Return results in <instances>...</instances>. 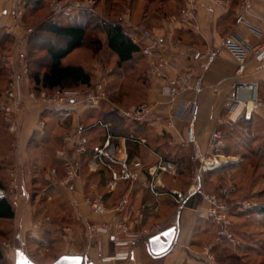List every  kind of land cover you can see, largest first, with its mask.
Returning <instances> with one entry per match:
<instances>
[{"label": "crops", "instance_id": "obj_1", "mask_svg": "<svg viewBox=\"0 0 264 264\" xmlns=\"http://www.w3.org/2000/svg\"><path fill=\"white\" fill-rule=\"evenodd\" d=\"M160 1L161 6L177 5V3H175L176 0ZM226 1L227 5L222 6L217 4L216 0H201L197 7L196 23L191 26L176 21V27L174 25L175 28L170 27L164 29L163 26L167 22L164 16L155 17L158 22L157 26H159V29H156L158 32L155 31L157 34L164 35L169 29H172L174 30L175 38L179 40L184 47L189 46L196 51V53L211 50L218 55V58L206 73L204 87L199 95V112L196 121V133L198 138V149L205 154L207 151H211L212 133L214 131H220L224 137L223 143H226L225 130L228 126L230 128V125H233V122L231 123L227 115L224 101L226 96L230 93L232 84L236 80V62L234 57L224 47V40L232 34H238L252 45H257L259 43V40L248 30L247 26L240 21V17L243 14L241 10L242 1ZM132 2L134 5H152L153 0H132ZM173 11L175 14L176 10L174 9ZM245 17L248 21L258 24L260 20L264 18V4L254 2L251 11L247 13ZM150 18L154 19V17ZM3 30H6V34H9L11 37V41L4 44L9 46H7V50H14L16 56L20 55L19 58L22 56L29 58L28 39L31 34L28 35L25 30H21L19 26H16L14 21L8 20L5 15L0 21V33ZM184 47L177 51L160 49V52L163 53L171 64V67L166 70L165 76L162 78L150 75L147 57L144 58L145 60L139 58L133 63V68L130 69V71L134 72L136 76L138 75V79L140 82L142 81L141 84L145 88L148 102L153 101L154 94H159L162 87L172 84L180 71L197 67L195 54H189ZM104 49L106 52L108 51L106 46H104ZM78 52V55H72L69 60H73L75 57L80 56L79 58L81 61L78 60L76 63L78 65H83L84 68L88 69L87 59L89 51L85 49ZM108 53L113 56L114 60H116V57L110 51H108ZM254 64L253 61L250 63L248 74H246L243 79L246 82L256 81L264 84V72L255 73ZM18 69L19 66H17V70ZM8 74L10 73L8 72ZM133 81L137 83V79ZM6 84L4 83L5 86ZM157 101L163 102L166 100H156L155 98V102ZM166 102H168V100ZM168 104L170 106H168V108H166V106L164 107V105L162 106V104L157 105L155 107V113L154 111H150L149 113L144 114V117L139 121H147L148 119L158 117V123L161 127H158L156 130L159 134L164 136L161 137L160 146L166 151L174 149L177 151H188L192 147L196 150L195 145L187 140L186 124L175 119L173 116L177 104L173 103L170 105L169 102L167 105ZM63 108L64 109L62 110H64V112L61 113V115H71V125L68 124L63 126L58 124L56 127H49L45 124L44 127H40L39 120L42 118L40 115H43L45 121L52 122V112L49 111L50 109H45L43 111L36 109L26 96L24 107L17 116V122L19 125L18 130L12 133L9 131L7 125V130L12 135L11 137H13V141L11 140L12 146L14 147L13 149L18 151V155H15V161L17 163L19 162V159H21L22 161L19 162L21 164L24 162L23 159L26 158L27 161L24 162L23 165L33 163L40 165L44 162L42 154H46L48 157L47 154L49 150L51 151L54 148L55 152L52 151V165L56 164L58 160L55 154L56 150L59 148V145L61 146L63 144L60 142L59 138L66 136L61 135V130L68 134L74 130L75 127L80 125L78 124L80 120H84V125L81 126H84L87 130L88 127H91L88 130L89 132L87 131L89 135L86 134L89 138V149L92 150L102 144V130L96 126L97 122L95 125H88L92 120L85 116L86 108H79L77 111H74L72 107L69 106ZM118 113L122 116L125 114L121 110ZM254 114H262L264 116V111L261 110ZM1 116L4 120L2 114ZM250 117L246 118L249 119ZM134 121L139 122L137 120ZM134 129H132L130 124L125 126L122 136H119V138L122 139L120 145L127 150L128 158L131 163L139 162L142 164L143 171L139 172V179L135 183H123L121 184L123 186L118 192L109 193L107 195V201L110 206H113L118 198L128 197L131 203H133L132 206L135 209L138 205H145V201L149 202L150 200L151 203L148 204L147 202V207L144 206L143 220H138L134 211L131 213L130 217L133 230H142V232L152 231V233L149 232L150 234L146 237L143 236L138 242L134 243V246L131 248L123 247L116 249L113 247L111 241L110 243L108 240H105L104 253L106 255H113L115 252H128L131 254V258L127 261L102 263L96 259L94 252L86 253L85 255L62 254L61 256L83 255V264H85L86 260L88 264H217L215 258L219 262L220 260L222 262L221 255L217 252V249L219 248L224 249L223 251L226 250L230 254V259L233 258L234 260L239 261L240 264H249L250 260L254 257L258 260L263 259L264 261V252L260 253L261 251L257 247L264 244V223L257 221L258 223L256 222V225L253 224L255 222L249 224L250 222L248 221L247 215L240 213L239 215H232V218L235 221L231 227L223 228L210 220L205 212L197 211L200 208V206H197L198 197L190 200L186 207L176 212L170 196L164 195L157 198L151 196L152 192L149 189V185L152 179L147 171L155 166L159 156L153 150L154 145L150 141L151 133L147 130L141 133L143 136H137V132L134 131ZM44 132L47 133V135L44 139H41ZM9 133H7V135ZM124 138L130 140L124 142ZM184 153L185 152L180 155V161H175L179 166L175 174H161L158 177L157 190L160 193L185 192L189 189L193 171L189 170L188 167L189 164L194 165L195 163L191 157L187 158V155ZM185 169L188 170L186 171ZM106 176L108 178L109 174L107 173ZM46 177L49 179L48 176ZM85 178L79 181L76 195H74L69 189L62 187L60 185V180L52 181V196L49 197L52 206L56 208L59 213H69V216L72 215L74 218V224L72 223L73 227L69 229V234L83 244L86 242L85 224L89 220L102 222L105 219L110 220L114 217V215H108L105 219H101L91 213L89 207L83 201V194H91L94 192L92 185L99 181V179L101 181L100 185L103 187L102 184L104 177L89 176L88 179ZM1 180L2 179H0V181ZM74 202L78 204V208L75 210L73 207ZM206 207L207 206L204 203V208L206 209ZM14 211L16 213L15 209ZM263 216L264 215H259L258 217L261 218ZM160 218H162L160 221L161 223H153L152 220H159ZM174 226L177 227L178 232L176 240L169 252L163 256H153L149 250V239ZM251 231H256V234L259 237V239L255 241L256 246L254 243H249ZM77 232H79L78 235ZM211 257H214V261L211 260Z\"/></svg>", "mask_w": 264, "mask_h": 264}, {"label": "rangeland", "instance_id": "obj_2", "mask_svg": "<svg viewBox=\"0 0 264 264\" xmlns=\"http://www.w3.org/2000/svg\"><path fill=\"white\" fill-rule=\"evenodd\" d=\"M49 1L52 3L53 0H49ZM66 1H75V0H66ZM95 1L97 2L96 12L97 14H100L98 16L99 20H101L103 24H116L123 26L124 27L123 29L127 34L129 33L130 27L146 28L150 31L155 32L156 29H159L158 28L159 26H157L158 22L156 21L155 18L158 16H164V18L167 21L163 26L164 29L174 27L176 21H180L178 19V14L175 15L176 13L174 14L173 11L174 9L176 10L177 8L176 4L173 6L171 5L161 6L158 0L154 1L152 5H139V4L134 5L132 0H95ZM24 2L25 0H5V1L0 0V13H2V16H0V21L5 15L3 14L4 11H9L10 9H12L14 5L18 3H21L22 8L24 10ZM49 13H51V11L44 8L36 13L35 12L27 13L24 10V17L22 19L23 23L22 26L20 27L21 30L26 31L27 29H32L33 32L35 30L36 31L39 30L41 27L44 26L46 22L45 21L46 16H48ZM150 17L152 18L154 17V19H151ZM6 18L8 20H11L7 16ZM98 29L99 30L96 31H90L89 37L103 38L101 29L100 28ZM3 31L4 33L6 32V30ZM45 37L46 38L44 40L48 41L50 43L49 45L52 44L58 46L62 42L60 40L57 41L50 40L49 37L47 38V36ZM7 46L8 45H3L2 47H0V56L1 55L4 56L6 54L13 55L15 57V60L18 61L17 62L19 64L18 70L19 73H21V68H20L21 59L19 58L20 55L16 56L14 50L13 51L7 50ZM79 57L80 56H77L71 61L77 62L80 59ZM27 60L30 66V71L31 69H34L35 71L43 72L44 71L43 67L45 65H48V58L45 51H39L36 54H34L33 57H31V59L27 58ZM88 63H89L88 71L91 72L92 75V84L89 86L77 85V87H74L73 89H69V88L63 89L65 91L78 92L80 94V100L74 104L69 103L68 105L65 106L63 105L62 107L52 108L49 111L59 112V115H61L60 113L64 112V110H62L64 109L63 107L66 106L72 107L74 111H77V109L79 108L81 109L86 108L85 111L90 110L97 112L98 117L96 121H104L111 124L113 131L116 133L120 130L119 125L114 123L112 120H109L108 117H105L106 116L104 114L105 112L110 111V112L118 113L121 110L123 113H127V112H132L136 108L143 106L146 109L145 114L149 113L150 111H154L155 113V107L157 105L162 104V106L164 105V107L166 106V108H168L169 106V104L167 105L168 102L170 103V105L173 104L171 99L163 94L162 89L161 91H159V94L158 93L154 94V99L152 102L150 101L148 102L147 94H145V88L141 84L142 81L140 82V80L138 79L139 76L132 74V72L129 71V68L126 66L124 68L122 67V69H119L117 67L116 60H114L113 56L110 55L108 51L106 52L105 49L98 50L94 54L93 59ZM30 71L26 84H27V88L30 89V91H32L34 90L33 88L34 86L30 80ZM11 78L12 75L8 74L9 80L6 86L0 85V94L7 89L11 81ZM135 79H137V83L133 81ZM100 85L103 86L102 92L104 94V97L103 98L100 97V99L98 100L99 103L98 106L92 108L91 105L88 104L89 102L86 93L90 91L93 92L94 95H98L97 88ZM42 91H48V90L44 89ZM36 92L38 93V91ZM48 92L52 93L53 91H48ZM155 98L156 100H166V101L168 100V102L157 101L158 102L157 103L155 102ZM29 102L32 103L34 107H36V109L42 110L38 108V105L35 102L32 101ZM262 110L264 111V109ZM40 116L42 118L39 120V122H43V123L46 122L45 124L49 127L54 125L52 123L53 121L52 122L45 121L43 119V115ZM255 116H256L255 125L252 128L250 135H247L246 132L239 133L238 129L240 130V126L241 128L247 127V124L244 123L243 120H240L241 117H239L236 122H233L232 126L230 125L232 129L235 126L237 130H235V133L233 135L230 134V136L231 135L232 136L229 138V140L226 143H223V145L220 146L219 148L216 147L214 148L210 146L211 151L206 152V155L209 157L221 156L226 159L225 161H227V165L223 166L222 168L204 174L202 179V184L204 186V190L207 192H217L221 188H225V187L228 189H233V188L236 189L234 195H232L233 194L232 193L231 194L232 197L231 195L229 196V198L232 199V201L234 200L233 204H235V206L231 207V226L235 221L232 218V215H234L232 214V210L236 209L238 212L245 214L246 211H248L249 209L264 206V150L262 149V151H260L257 157H254V155L253 157L250 156L251 151L253 149H254L253 151H255L257 147H261V146L263 147V143H264V116L262 114L260 115L256 114ZM57 117L58 116L55 115L52 120L57 121L58 120ZM61 117H62L61 119L63 122L62 123L63 126L70 124L72 121L71 115L66 116V114H64L63 116L62 114ZM123 117L125 120H127L125 122L126 125L130 124L132 126V129L135 128L134 131L137 132V136H140L142 132L147 130L148 132L151 133L150 141L153 143L154 145L153 150L158 154V156H161L167 161H171V162L180 161L179 157L180 155L183 154V152H185L184 154L187 155V158L191 157L194 160L195 164L194 165L189 164V167L188 166L187 167L189 170L193 171L191 177V185H192V178L194 177L195 173L199 168V162L195 161L194 159L196 150L193 149V147L190 148L188 151H180V150L177 151L176 149L171 151H166L165 149H163V147L160 146L161 137L164 136L159 134L158 131L156 130L158 127H161V125L158 123L159 122L158 117L148 119L147 121L143 120L139 122L127 118L125 114ZM95 123H96L95 121H91L88 125H92V124L95 125ZM78 124H80L78 126L84 125V120H80ZM7 125L9 127V124L2 119L0 113V179H2L1 181H3L2 183L5 186L4 189L6 190L11 189L10 188L11 182L17 179L19 183L22 184L23 186L24 195L20 200L19 207L15 208L17 217L15 216L16 218L12 221H0V249L4 255V258L0 261V264H15L17 258L19 257V253H22L26 258H28L34 264H52L62 254L85 255L86 253H90V252H94L96 259L101 262V260L98 257V247H97L98 235L92 234L90 230V227H92L95 224L107 225L111 229V233H113L116 227L115 224L117 222L125 221L127 223V226L130 228V232L133 234L134 241L133 244L130 246V248L133 247L134 243L138 242L143 236L146 237L148 234L152 233V231H148V232L147 231L142 232V230L135 231L132 229L131 226V217H130L131 213H133L134 211L136 213L137 219L140 221L143 220V209L145 208L144 206H146L148 201L147 202L145 201V205L143 204L138 205L134 209L132 206L133 203H131L128 197H120L113 206H110V204L107 201V195L109 194L108 183L110 178L109 176L108 178L106 176V181L103 184L101 183L103 187H101L100 185L101 181L99 179V181L95 182V184L92 185L93 186L92 189L94 192H92L91 194L90 193L83 194V201L86 197L93 199L96 198L97 196L103 195L105 197V201H106L105 204L107 207V214L104 216L96 214L94 211H92L91 207L85 201L84 203L89 207L92 214H95L101 219H105L108 215H114V217H112L110 220L105 219L102 222L89 220L85 224L86 242L83 244L81 241H77L76 239H74V237L70 236L69 234V229H71L73 227L72 225L74 224V220H73L74 218L72 217V215L69 216V213L68 214L59 213L56 210V208L52 206V203L49 201V197L52 196V182H50L46 176L48 174L49 177L52 170V168H50L52 166V150L51 151L49 150L47 154L48 157L46 156V154L45 155L42 154V159L44 162H42V164L40 165L39 164L36 165L34 163L23 165V163L27 161L26 158L23 159L24 162H22L21 164L19 163L22 161L21 159H19V162L17 163L15 161V155H18V151H16V149H13L14 148L12 146L13 137H11L12 135L8 132ZM18 128L19 126L17 127V130ZM258 129L261 130L257 132ZM73 131L74 130H72L68 134L72 133ZM232 131L233 130H231L229 126L225 130V132L228 134L231 133ZM101 132L103 137L104 132L103 131ZM7 133H9L8 135L10 136H8ZM68 134L67 132L61 130V135H68ZM246 142L249 143V146L245 145ZM252 142L253 143L257 142V144L255 145L253 144L252 146ZM225 145H227L228 148L226 151L222 150V147ZM61 146H59V148ZM58 149L56 150V153ZM243 150L249 151V156L252 157L251 160H244L245 157L242 154ZM237 151H239L240 153H238ZM126 154L128 155L127 150H126ZM120 157L123 158L125 157V149L122 148L121 146H120ZM96 173L97 172H93L89 169L88 158L83 159L81 177L75 184L76 191L78 189V183L80 180H82L85 177H86L85 179H88L89 176L90 177L94 176L96 175ZM136 181L132 183H135ZM122 186L123 185H119L115 190V193L118 192ZM218 187L219 189H217ZM188 190L183 193H187ZM169 194L170 193L166 192V196H170ZM151 196L157 198L156 196H154L153 193L151 194ZM197 197H198L197 206L204 207V201L202 197L199 196ZM170 199H172V203L175 206L174 210L176 212L182 209L180 208V205H178L174 201L173 197L170 196ZM123 201H125L126 203L122 205L120 210H117V207L121 206V202ZM244 201H248L251 204V208L247 210L246 209L240 210L239 208L241 204L244 203ZM149 203H151L150 200L148 204ZM75 209L77 208L74 207V210ZM247 217H248V221L250 222L249 224L255 222L253 224L256 225L257 221L260 223H264V216L260 218L256 215L249 214L247 215ZM68 218L71 220H69ZM161 220L162 218H160L159 220H152V221L153 223H161L160 222ZM252 228L254 229L253 226ZM78 233L79 232H77V235ZM256 233H257L256 231H251L250 234L251 236L249 237L250 241L248 240L250 244L254 243L255 246H256L255 241L259 239ZM100 238L103 241V253H104L105 240H108L110 242L111 237L101 235ZM113 247L115 248V246ZM257 247L261 251L260 253L264 252V244ZM223 250L224 249H219V248L217 249L218 254H220L221 255L220 257L222 258V262L221 260L219 262L215 258V262L217 264H240L239 261H236L233 258L230 259L229 256L230 254L226 250L225 251ZM249 264H264V261L263 259L258 260L257 258L254 257L250 260Z\"/></svg>", "mask_w": 264, "mask_h": 264}, {"label": "built area", "instance_id": "obj_3", "mask_svg": "<svg viewBox=\"0 0 264 264\" xmlns=\"http://www.w3.org/2000/svg\"><path fill=\"white\" fill-rule=\"evenodd\" d=\"M183 6L178 11V19L187 25H193L197 19V7L201 0H182ZM254 2L264 4V0H243L241 2V10L243 12L240 21L247 26L248 30L259 40L257 45H252L246 39L238 34H232L224 40V47L234 57L236 62V80L231 86L230 93L226 96L224 106L227 115L231 122L236 121L241 116L247 118L254 112L264 109V99L261 97V88L259 82H246L243 78L248 74L250 63L253 61L254 72H264V18L258 24L248 21L245 17L251 11ZM217 4L222 6L227 5L226 0H216ZM97 2L95 0H53L51 3L52 10L55 14L69 15L76 12H86L97 14ZM3 14L16 23V26H22V19L24 17V10L21 3L12 7L9 11ZM2 16V13H0ZM123 27V26H122ZM124 28V27H123ZM33 32L32 29H27L26 33L29 35ZM131 41L142 47V54L148 58L150 75L157 78L165 76V72L171 67L170 62L166 59L160 49H168L170 51H177L184 46L175 38L174 30L169 29L164 35L157 34L146 28L130 27L127 34ZM186 52L194 53L197 62V67L184 69L180 71L172 84L165 85L162 88L163 94L171 99L177 106L174 110L173 116L175 119L186 124L187 140L195 145V161L199 162V168L192 178V185L187 193L175 192L169 195L173 197L174 201L180 205V208L186 207L187 203L199 196L202 197L206 204V209L200 207L198 212H205L214 223L223 227L229 228L231 226V207L227 200L236 189L221 188L217 192H207L204 190L202 179L204 174L214 171L227 165L226 159L221 156L209 157L198 149V138L196 133V121L199 112V95L204 87V80L207 71L218 58V55L206 50L203 52L194 51L191 47H184ZM21 73L17 70L19 64L15 57L11 54L1 55L0 62L4 68L12 75L9 86L0 94V113L3 115L4 121L9 124L10 132L17 131L18 122L17 116L22 111L26 102V96L29 101L35 102L38 108L52 109L74 104L80 100V94L73 91H65L63 89H56L52 93L48 91L36 92L30 91L27 88L26 81L29 76L30 66L26 56L20 57ZM98 95L88 91V104L91 107L98 106L100 97H104L103 86H98ZM102 92V93H101ZM145 107H138L132 112L125 113L127 118L133 120H141L145 114ZM40 127H44L45 123L39 122ZM103 132V142L98 147L90 150L89 140L86 136V128L78 126L74 131L64 137L62 146L58 149L56 155L61 160L64 176L60 180V185L69 189L76 195L75 184L81 177L83 159L88 158V167L93 172L106 171L109 174V193H114L119 185L122 183H132L139 179V172H142V164L131 163L128 155L120 157V141L112 130L111 124L98 121L97 125ZM223 134L220 131H214L211 135V146L219 148L223 145ZM130 139L124 138L127 142ZM178 165L174 162L167 161L159 156L158 161L147 172L151 177L149 185L150 191L156 197L166 195L157 190V179L161 174L176 173ZM50 176L52 179L57 178V170L52 169ZM11 189L6 190L0 188V198L7 199L13 209L18 208L20 200L23 197V186L17 179L11 182ZM84 201L91 207L98 215H106L107 207L105 204V197L103 195L96 198H85ZM126 203L121 202V206L117 207L120 210L122 205ZM75 208H78L76 202L73 203ZM251 208L248 201L241 204L240 210H247ZM115 229L111 233V229L107 225L95 224L90 227L91 233L98 235L97 247L98 257L103 263H112L119 261H127L131 258V254L117 253L113 255H105L103 253L102 236L111 237V241L115 248L130 247L133 244V234L125 221L117 222ZM37 227V226H36ZM214 261V258L211 257Z\"/></svg>", "mask_w": 264, "mask_h": 264}, {"label": "trees", "instance_id": "obj_4", "mask_svg": "<svg viewBox=\"0 0 264 264\" xmlns=\"http://www.w3.org/2000/svg\"><path fill=\"white\" fill-rule=\"evenodd\" d=\"M157 1V0H153ZM159 3L161 2L158 0ZM177 8H176V14H178L179 9L183 5L182 0H176ZM51 2L49 0H25L24 2V10L27 13H33L38 12L39 10L47 9L50 10L51 13H49L48 16H46V22L43 27H41L39 30H35L28 39V57L31 59L34 54H36L39 51H45L48 58V65H45L43 68V72L41 71H35L34 69H31L30 71V80L33 84L34 90L40 92L42 90H48V91H54L56 89H73L74 87H77V85H83V86H89L92 84V75L91 72L88 71V69L84 68L83 65H78L76 62H72L69 60V58L72 55L79 54L78 51L87 49L88 52V62L93 59L94 54L101 49H104V46L110 51L115 57H116V63L117 67L119 69L124 68L125 66L130 69L133 68V63L137 59H144L146 58L142 54V47L139 45L134 44L125 30L122 26L116 25V24H103L101 20H99L98 16L100 14H92V13H86V12H76L69 15L65 14H55L51 8ZM99 12V11H98ZM175 14V15H176ZM99 21V23H98ZM101 29L102 31V37H89L90 31H96ZM49 37L50 40H60L62 41L60 45H49L50 43L48 41H45L44 39ZM11 39L9 34L4 33L3 31L0 33V46H3L5 43L9 42ZM92 39V40H90ZM76 55V56H77ZM33 59V58H32ZM81 61V59H79ZM145 60V59H144ZM87 62V64H89ZM132 72V71H131ZM132 74L136 75L134 72ZM8 82V70L4 68L2 63L0 62V85H4ZM136 80V79H135ZM261 88V97L264 99V88L263 83H259ZM68 86V87H67ZM52 112V119L54 116H58V120L54 121L52 120L53 124L52 127H56V125L61 124L62 125V117L59 115V112ZM256 113V112H254ZM252 113L251 117L249 119L246 118V116H241L240 120H243L244 123L247 124L246 128L238 129L239 133H247V135H250L252 128L255 125V118L256 114ZM61 114V113H60ZM97 112L95 111H86L85 116L89 117L92 121H96L97 119ZM108 117L109 120H112L114 123L119 125V131L113 133L119 137L122 136L123 130L126 126V121L122 115L115 112H105L104 113ZM112 122V123H113ZM91 127H88V130ZM231 130H233L231 133H226V142L229 140V138L235 133V126L233 129L230 127ZM86 129V134H88V131ZM113 130V129H112ZM258 129L257 132H259ZM88 131V132H87ZM230 134H232L230 136ZM47 133L44 132V134L41 136V139H44L46 137ZM40 139V138H39ZM60 142L63 143L64 137L59 138ZM248 142V141H247ZM245 143L246 146H249V143ZM253 144H257V142H252ZM60 146V145H59ZM244 146V147H246ZM248 148V147H247ZM255 148V147H252ZM227 145L222 147V150L226 151ZM243 149V148H242ZM240 149V150H242ZM264 150V143L263 147H257L255 151H251L250 156L257 157L260 153V151ZM54 152V148L52 150ZM240 153L239 151H237ZM245 157L244 160H251L252 157L249 156L248 150H243L242 153ZM57 156V155H56ZM250 157V158H249ZM50 168L57 170V178L52 179L49 176V181H55V180H61L65 174L63 165L61 160H57V163L52 165ZM48 176V174H47ZM94 176H100L104 177L103 183L106 181V172L104 170L98 171L96 175ZM52 179V180H51ZM2 181H0V188H4ZM219 189V187L217 188ZM216 189V190H217ZM234 195V193L232 194ZM231 195V197H232ZM227 202L229 204H233L234 200L228 199ZM232 214L239 215L240 212H238L236 209L232 210ZM264 215V206L262 207H256L249 209L246 211L245 215ZM16 213L9 203L7 199H1L0 198V221H12L15 219ZM210 219V218H209ZM211 220V219H210ZM61 257V256H60ZM58 257L57 260L60 258ZM4 258L3 252L0 249V261ZM56 261V260H55ZM54 261V262H55ZM53 262V263H54ZM85 264H88L87 260L85 261Z\"/></svg>", "mask_w": 264, "mask_h": 264}, {"label": "water", "instance_id": "obj_5", "mask_svg": "<svg viewBox=\"0 0 264 264\" xmlns=\"http://www.w3.org/2000/svg\"><path fill=\"white\" fill-rule=\"evenodd\" d=\"M178 229L177 227H171L149 239V250L153 256H163L169 252L172 245L176 240ZM82 256L64 255L61 256L52 264H83ZM15 264H34L22 253H19V257Z\"/></svg>", "mask_w": 264, "mask_h": 264}]
</instances>
